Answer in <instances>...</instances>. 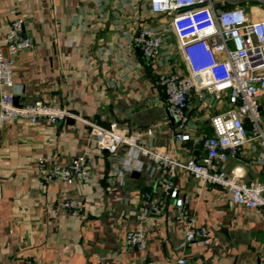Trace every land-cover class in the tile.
<instances>
[{"label": "crops", "instance_id": "obj_1", "mask_svg": "<svg viewBox=\"0 0 264 264\" xmlns=\"http://www.w3.org/2000/svg\"><path fill=\"white\" fill-rule=\"evenodd\" d=\"M229 3L243 6L253 19L264 18V0ZM148 17V10L134 15L122 0H106L104 12L95 0H0V46L14 18L23 20L34 39L15 58L14 94L22 104L56 102L79 116L0 125V264L26 258L38 264H165L181 255L190 264H264L261 210L235 204L227 189L178 167L181 213L148 156L136 157L127 144L108 153L89 133L85 120L116 122L121 133H133L178 160L205 154L203 139L213 134L210 117L227 106L226 97L204 108L193 94L184 130L190 139L174 137L178 122L158 82V63L144 58L133 40ZM100 46L104 55L96 52ZM260 108L264 128V98ZM258 152V139L248 141L225 163L229 174L263 179ZM78 155L91 168L86 181L49 180L40 165L65 164ZM68 198L79 200L81 210L64 211L61 202ZM150 200L162 205L160 212L147 205ZM188 219L209 228V246H182ZM138 228L146 231L143 249L125 241Z\"/></svg>", "mask_w": 264, "mask_h": 264}, {"label": "built area", "instance_id": "obj_2", "mask_svg": "<svg viewBox=\"0 0 264 264\" xmlns=\"http://www.w3.org/2000/svg\"><path fill=\"white\" fill-rule=\"evenodd\" d=\"M101 11L106 9V0H95ZM129 5L134 15L148 10L149 17L139 25L133 36L142 56L156 60L158 82L167 95L170 112L176 117L178 131L176 139H190L184 132L190 119L193 94L206 108L226 97L227 106L210 117L213 134L203 139L205 154L199 158L190 157L184 161L170 153L141 142L133 133L123 134L118 124L109 126L85 120L96 146L108 153H115L119 146L127 144L136 157L148 156L159 172L158 183L176 201L182 213L184 201L177 194L174 175L178 167L205 184H217L227 189L235 204L261 210L264 214V178L238 180L230 175L225 163L237 156L243 145L258 139L257 160L264 166V128L260 100L264 98V18H251L241 5H231L229 0H122ZM120 14L115 18L119 19ZM174 36L175 44L169 41ZM34 39L24 31L21 18L12 19L6 29V44L0 46V125L12 123L18 118L32 122L45 118L52 123L69 118H79L65 104L50 101H36L30 104L15 103L14 61L16 56L31 48ZM106 49L100 46L96 52L104 55ZM175 55L181 56L184 69L173 62ZM49 180L60 179L68 183L86 181L91 168L85 155H78L71 161L60 164H45L40 160ZM141 167V164L137 165ZM148 206L160 212L159 202H147ZM64 211L78 212L81 202L68 198L61 202ZM146 231L142 228L126 233V244L143 249L146 246ZM212 242L209 228L198 225L193 219L186 221L182 246L196 243L201 247ZM9 264H38L31 258L22 262L12 260ZM134 264H160L155 261H141ZM165 264H190L181 255Z\"/></svg>", "mask_w": 264, "mask_h": 264}, {"label": "rangeland", "instance_id": "obj_3", "mask_svg": "<svg viewBox=\"0 0 264 264\" xmlns=\"http://www.w3.org/2000/svg\"><path fill=\"white\" fill-rule=\"evenodd\" d=\"M169 41L172 42L173 44H175V39H174V36L172 34L169 37ZM173 62L175 63V66H177L179 69H181V70L184 69V65H183V63L181 61V56L180 55H175L174 58H173Z\"/></svg>", "mask_w": 264, "mask_h": 264}, {"label": "water", "instance_id": "obj_4", "mask_svg": "<svg viewBox=\"0 0 264 264\" xmlns=\"http://www.w3.org/2000/svg\"><path fill=\"white\" fill-rule=\"evenodd\" d=\"M15 103L17 104V105H21L22 103L20 102V100H19V96L18 95H15ZM172 118L175 120V116H172Z\"/></svg>", "mask_w": 264, "mask_h": 264}]
</instances>
